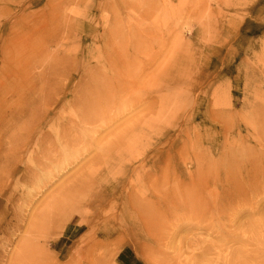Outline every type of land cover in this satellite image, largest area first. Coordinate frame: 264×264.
Listing matches in <instances>:
<instances>
[{
	"label": "rangeland",
	"instance_id": "374dc122",
	"mask_svg": "<svg viewBox=\"0 0 264 264\" xmlns=\"http://www.w3.org/2000/svg\"><path fill=\"white\" fill-rule=\"evenodd\" d=\"M90 263L264 264V0H0V264Z\"/></svg>",
	"mask_w": 264,
	"mask_h": 264
},
{
	"label": "bare ground",
	"instance_id": "6f19581e",
	"mask_svg": "<svg viewBox=\"0 0 264 264\" xmlns=\"http://www.w3.org/2000/svg\"><path fill=\"white\" fill-rule=\"evenodd\" d=\"M97 101V100H96ZM97 106V105H96ZM89 117H88V115L87 114H85V115H82V117L81 118H79V120H77V122H75V123H73V126L76 128V126H78L77 127V131H78V129H79V126H80V124H82V125H86V124H89L91 121H89V119H88ZM95 119H96V117H95ZM93 121V120H92ZM98 121V120H97ZM65 123V122H64ZM68 123V122H67ZM93 123H94V121H93ZM99 124H101V123H99ZM90 126V125H89ZM97 126V125H96ZM67 127V126H66ZM83 127V126H82ZM82 127H81V129H82ZM86 127V126H85ZM92 127V126H91ZM63 128V127H62ZM90 128V127H89ZM69 128H67V130H68ZM71 129H72V126H71V128L69 129L70 131V133L69 132H67L66 134H63V135H61V136H56L55 137V140L54 141H49L48 142V144H47V147H46V149H44L43 150V148H39L38 149V152L40 153V154H42V155H44V158L46 159V160H48V157L49 156H47V153L49 152V154H50V152H55V153H58V152H60L61 150L60 149H63L64 147H66V146H69V145H77V144H79V140L78 139H80V142L82 143V141H83V136H79V135H71ZM80 130V129H79ZM66 131V130H65ZM72 131H74V130H72ZM124 131V130H123ZM58 132H59V130H58ZM60 133V132H59ZM78 136V137H77ZM116 136H117V134H116ZM121 137V136H120ZM19 138H20V140L22 141L21 143H24L23 141H25V139L26 138H24L23 136H19ZM28 140V139H27ZM91 144V143H90ZM85 145V144H84ZM80 146V145H79ZM78 146V147H79ZM90 146V145H89ZM74 148V147H73ZM72 148V149H73ZM106 150V149H105ZM66 151V150H65ZM63 152H64V150H63ZM54 153V154H55ZM65 153V152H64ZM53 154V153H52ZM59 154V153H58ZM63 154V153H62ZM96 154V153H95ZM45 155H46V157H45ZM67 156H68V154H67ZM41 157V156H40ZM53 158V157H52ZM42 159V158H41ZM90 159V158H89ZM88 159V160H89ZM92 159H94V158H92ZM91 159V160H92ZM87 160V161H88ZM100 160V157H98V158H96V163L98 162ZM41 161V160H40ZM90 161V160H89ZM103 160L101 159V162H102ZM40 164L42 165V167L43 166H45V162H40ZM91 165V164H90ZM36 166H38V165H36ZM40 167V166H39ZM41 168V167H40ZM26 172V171H25ZM153 174H154V172H153ZM152 174V175H153ZM25 176V175H24ZM129 176V175H128ZM82 177V176H81ZM150 177V176H149ZM80 178V177H79ZM144 178H146V177H144ZM168 179V178H167ZM146 180H148V178L146 179ZM92 182V181H91ZM75 183V182H74ZM172 183V182H171ZM72 184V183H71ZM122 184V183H121ZM147 184V183H146ZM81 186V183L79 182V183H77V186ZM148 185V184H147ZM146 185V186H147ZM72 186V185H71ZM71 186H68V187H71ZM154 186V185H153ZM116 187V186H115ZM117 187H119V186H117ZM124 187H125V185H124ZM67 188V187H66ZM126 188V187H125ZM68 189V188H67ZM77 188H75V190H76ZM64 190V189H63ZM71 190V189H70ZM155 190V189H154ZM186 191V190H185ZM255 191V190H254ZM69 192V191H68ZM116 192V191H115ZM121 192V191H120ZM60 193V192H59ZM59 193H58V198H59ZM65 193V192H64ZM150 193H152L153 194V192H150ZM184 193V192H183ZM62 193H60V195H61ZM116 194V193H115ZM160 194V193H159ZM187 194H188V192H187ZM147 196V195H146ZM185 198V197H184ZM66 199V198H65ZM63 201V200H62ZM120 202V201H119ZM157 203V202H156ZM130 205V204H129ZM134 206V205H133ZM134 208H136L135 206H134ZM152 211V210H151ZM164 211V210H163ZM45 212V211H44ZM146 213H148L149 214V212L147 211ZM134 214H135V216L138 218H142L143 217V215L145 214V212H143L142 210H141V207H139V208H136V211L134 212ZM125 220V219H124ZM126 221V220H125ZM109 223V222H108ZM111 225V224H110ZM116 227H118V226H116ZM117 230V229H116ZM115 230V231H116ZM118 231V230H117ZM120 231H122V230H120ZM119 234V233H118ZM111 235V234H110ZM109 236V235H108ZM104 238V237H103ZM107 247V246H106ZM96 259V258H95ZM91 264V263H90Z\"/></svg>",
	"mask_w": 264,
	"mask_h": 264
}]
</instances>
